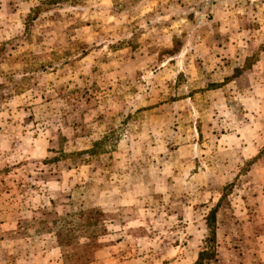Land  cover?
I'll return each instance as SVG.
<instances>
[{
	"label": "rangeland",
	"instance_id": "rangeland-1",
	"mask_svg": "<svg viewBox=\"0 0 264 264\" xmlns=\"http://www.w3.org/2000/svg\"><path fill=\"white\" fill-rule=\"evenodd\" d=\"M0 264H264V0H0Z\"/></svg>",
	"mask_w": 264,
	"mask_h": 264
},
{
	"label": "trees",
	"instance_id": "trees-1",
	"mask_svg": "<svg viewBox=\"0 0 264 264\" xmlns=\"http://www.w3.org/2000/svg\"><path fill=\"white\" fill-rule=\"evenodd\" d=\"M213 224H215V212H212L211 213V216L209 218V229L211 230V235L214 239V227L212 226ZM208 255V252L204 251V252H201V254H199V261L202 262L204 257Z\"/></svg>",
	"mask_w": 264,
	"mask_h": 264
}]
</instances>
